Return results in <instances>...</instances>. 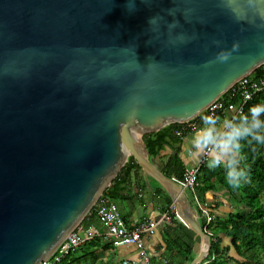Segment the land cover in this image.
<instances>
[{"label":"water","instance_id":"obj_1","mask_svg":"<svg viewBox=\"0 0 264 264\" xmlns=\"http://www.w3.org/2000/svg\"><path fill=\"white\" fill-rule=\"evenodd\" d=\"M264 65V0H0V264H42L134 157L211 250L143 136Z\"/></svg>","mask_w":264,"mask_h":264},{"label":"crops","instance_id":"obj_2","mask_svg":"<svg viewBox=\"0 0 264 264\" xmlns=\"http://www.w3.org/2000/svg\"><path fill=\"white\" fill-rule=\"evenodd\" d=\"M190 134L191 133L187 134V136L183 138L182 143H169L164 147L155 158L157 166L160 169L163 170L168 158L175 154L178 148H180L179 156L183 160L186 169L199 165L204 157L193 158L191 153L185 150V145ZM127 180L128 182L119 185L122 197L110 199L116 204L130 227H135L143 221L148 220L159 222L155 234L153 236H144L143 238L144 250L151 257L152 263L192 264L205 247V240L203 237L179 217L177 219L175 216L173 221L169 223L161 221L163 214L173 204L169 203L167 192L162 191L161 186L157 184L155 179L146 175L142 169H133L127 177ZM187 194L191 200L190 194ZM195 195H197L211 210L214 223L216 222L215 226L217 221L225 220L224 207L222 205L218 208L213 206L216 200L215 191L213 189H198ZM199 221L202 223L203 219L200 217ZM81 226L83 231L92 228L100 232L98 239L101 240V243H99L98 247H101V245L103 248L109 246L110 248L106 253H112V258L122 261L126 259H139L140 250L136 245L131 244L114 247L106 241L104 238L106 229L98 221L96 215L92 219L88 218ZM217 234L222 238L223 246L231 245L232 239L229 236L220 232Z\"/></svg>","mask_w":264,"mask_h":264},{"label":"trees","instance_id":"obj_3","mask_svg":"<svg viewBox=\"0 0 264 264\" xmlns=\"http://www.w3.org/2000/svg\"><path fill=\"white\" fill-rule=\"evenodd\" d=\"M261 70L262 66L254 71L253 75H261ZM234 87H236V85ZM233 88L228 90L223 97L230 99L232 102H237L239 97L232 96ZM252 103H264V91L255 97ZM178 126V123L172 124L157 132L143 136L150 157L156 158L169 143L175 144L183 142V138L187 136V134L183 137L177 136L175 134V130ZM241 151L244 157L248 159L247 171L251 179V184H245L242 189L246 195L247 202L249 204L255 203L258 206L256 211L251 215H231L226 222L223 224L221 223V225L224 226L222 227L223 231H225L224 234L230 236L232 239L231 245L223 246L221 244L222 238L219 237V234L214 235L212 233L210 254L204 264H229L230 261L236 262L237 264H264V258L262 257V250H264V247H262V249L259 246L260 240L264 238V197H261V194L264 193V145L244 141L241 145ZM179 152L180 148L176 149V153L168 158L165 167L163 168V172L167 176H174L177 180L181 181L186 172V166L179 156ZM200 167L201 169L206 168V162H204ZM133 169L141 170L142 168L134 157H130L126 165L114 178L112 186L107 187L102 196L113 199L122 197L119 185L121 183L128 182L127 177ZM213 171L214 170H212L211 173H213ZM161 189L162 191H165L162 187ZM207 189H213V186L208 185L201 188V190ZM167 197L169 203L172 204V200L168 194ZM261 198H263L262 201ZM94 210L95 206L92 207L89 214L86 215L81 224H84L86 220L90 218L89 216H95ZM228 222L233 225L230 229L227 227ZM214 225L215 224L213 222L211 227ZM94 238H98V236ZM244 245L247 253L245 250L242 252V246L244 247ZM232 249L236 250L240 256H243L244 259L239 260L231 251ZM73 251L57 264H66Z\"/></svg>","mask_w":264,"mask_h":264},{"label":"built area","instance_id":"obj_4","mask_svg":"<svg viewBox=\"0 0 264 264\" xmlns=\"http://www.w3.org/2000/svg\"><path fill=\"white\" fill-rule=\"evenodd\" d=\"M264 91V65L262 66L261 75L250 74L238 81L236 87L233 88L232 96L239 97L237 102H232L223 96L215 100L204 112L193 119L178 123L179 126L175 130L177 136L183 137L191 133V129L200 123V117L203 114H212L217 117H230L241 113L248 112L249 108L255 105L253 100L260 93ZM205 162V158L196 167L186 169L184 177L181 181L177 180L183 189L192 196V203L197 211L198 217L203 219L202 227L212 235L210 230L214 217L211 210L203 201L195 195L199 184V169ZM194 195V196H193ZM94 213L98 221L106 229L104 238L108 243L114 247H121L134 244L140 250V257L137 260L126 259L122 264H154L151 257L144 250L143 238L144 236H153L156 232L158 221H143L135 227H130L125 221L123 215L119 211L116 204L106 196L99 198L95 204ZM177 215L176 208L171 205L169 209L163 214L161 221L172 222ZM79 229V230H78ZM79 231L82 230L81 223L76 229L62 242L59 248L50 256L47 261L42 264H57L60 263L66 256L75 250L81 244V235ZM90 238L100 236V232L96 229H88Z\"/></svg>","mask_w":264,"mask_h":264},{"label":"clouds","instance_id":"obj_5","mask_svg":"<svg viewBox=\"0 0 264 264\" xmlns=\"http://www.w3.org/2000/svg\"><path fill=\"white\" fill-rule=\"evenodd\" d=\"M264 145V103L251 106L246 113L220 117L203 114L191 129L185 150L193 158L204 157L209 169L223 168L226 183L238 189L249 179L242 165V142Z\"/></svg>","mask_w":264,"mask_h":264},{"label":"rangeland","instance_id":"obj_6","mask_svg":"<svg viewBox=\"0 0 264 264\" xmlns=\"http://www.w3.org/2000/svg\"><path fill=\"white\" fill-rule=\"evenodd\" d=\"M220 118L222 119L223 117H220ZM242 165L246 169L248 168L247 158L244 157V160L242 161ZM212 170H214L213 173H211ZM170 177L175 178L174 176H170ZM157 184L161 186L158 182ZM245 184H249V185L251 184L250 176H249L248 181L242 184L241 187H239L238 189H233L231 186H229L226 183L223 168L209 169L206 166V168L201 169L200 167L198 189H201L204 186L212 185L213 190L215 191V197H216V200L213 206L218 208L222 205L225 209V212H224L225 220L217 221L216 226L214 225L210 228L211 232L214 235L217 234L218 232L225 233V231H223L222 229V227L224 226H222L221 223L223 224L224 222H226L230 218L231 215H235V216L251 215L252 213L256 211L258 205L255 203L249 204L247 202L246 195L242 189ZM261 197H264V193L261 194ZM191 199H192V196H191ZM262 199L263 198H261V201ZM89 217L92 219L95 216H89ZM232 226L233 225L230 222H228L227 227L230 229ZM79 234L81 235V239H82L81 244L78 248H76L73 251L71 256L68 258L66 264H122V260H116V258L111 257L112 253H109V254L106 253L107 250L110 248L109 246L106 248H103L102 245L101 247H98L99 243H101L100 239L90 238L87 231H82V232L79 231ZM221 244L223 243L221 242ZM259 246L261 248L264 247V238L260 240ZM242 250H243L242 252H244L245 250V252L247 253L245 245L244 247L242 246ZM232 252L234 253V255H236V257L239 260L244 259L243 256H240L236 250L232 249ZM208 257L205 260H203L202 263L200 264H204V262L208 259ZM262 257L264 258V250H262ZM229 264H237V263L230 261Z\"/></svg>","mask_w":264,"mask_h":264}]
</instances>
